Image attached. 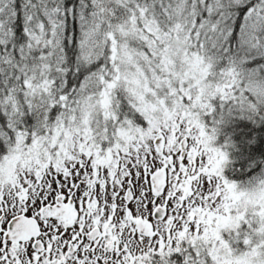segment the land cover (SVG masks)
<instances>
[{
  "label": "snow or ice",
  "instance_id": "6c2138e0",
  "mask_svg": "<svg viewBox=\"0 0 264 264\" xmlns=\"http://www.w3.org/2000/svg\"><path fill=\"white\" fill-rule=\"evenodd\" d=\"M264 0H0V264H264Z\"/></svg>",
  "mask_w": 264,
  "mask_h": 264
},
{
  "label": "trees",
  "instance_id": "16d2710c",
  "mask_svg": "<svg viewBox=\"0 0 264 264\" xmlns=\"http://www.w3.org/2000/svg\"><path fill=\"white\" fill-rule=\"evenodd\" d=\"M252 129L247 121H237L231 126L229 131H235L233 140L236 142V149L230 153L231 164L225 169V175L232 179H245L249 171V163L252 157L257 160H264V126L256 128L254 135L257 143L255 145H245L243 134Z\"/></svg>",
  "mask_w": 264,
  "mask_h": 264
}]
</instances>
